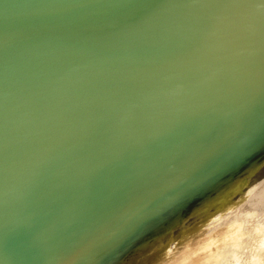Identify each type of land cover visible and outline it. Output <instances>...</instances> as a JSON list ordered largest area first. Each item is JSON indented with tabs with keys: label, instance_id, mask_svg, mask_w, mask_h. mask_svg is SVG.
Instances as JSON below:
<instances>
[{
	"label": "water",
	"instance_id": "1",
	"mask_svg": "<svg viewBox=\"0 0 264 264\" xmlns=\"http://www.w3.org/2000/svg\"><path fill=\"white\" fill-rule=\"evenodd\" d=\"M262 186L264 0H0V264H159Z\"/></svg>",
	"mask_w": 264,
	"mask_h": 264
},
{
	"label": "clouds",
	"instance_id": "2",
	"mask_svg": "<svg viewBox=\"0 0 264 264\" xmlns=\"http://www.w3.org/2000/svg\"><path fill=\"white\" fill-rule=\"evenodd\" d=\"M252 204L257 210L253 211ZM264 186L243 191L237 203L212 212L195 229L192 238L177 236L165 240L159 264H264ZM219 221L216 222V217ZM259 218V219H258ZM211 224V227L208 225ZM215 241L213 255L199 253L206 243Z\"/></svg>",
	"mask_w": 264,
	"mask_h": 264
},
{
	"label": "bare ground",
	"instance_id": "3",
	"mask_svg": "<svg viewBox=\"0 0 264 264\" xmlns=\"http://www.w3.org/2000/svg\"><path fill=\"white\" fill-rule=\"evenodd\" d=\"M215 241H212L210 243L204 244L202 247L198 249L199 253H207L209 256L213 255V245L215 244Z\"/></svg>",
	"mask_w": 264,
	"mask_h": 264
},
{
	"label": "rangeland",
	"instance_id": "4",
	"mask_svg": "<svg viewBox=\"0 0 264 264\" xmlns=\"http://www.w3.org/2000/svg\"><path fill=\"white\" fill-rule=\"evenodd\" d=\"M259 219V218H258Z\"/></svg>",
	"mask_w": 264,
	"mask_h": 264
}]
</instances>
